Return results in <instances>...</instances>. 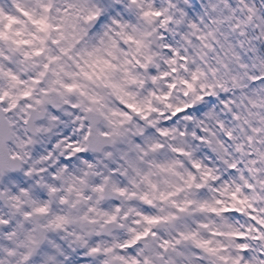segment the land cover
<instances>
[{"label": "clouds", "instance_id": "1", "mask_svg": "<svg viewBox=\"0 0 264 264\" xmlns=\"http://www.w3.org/2000/svg\"><path fill=\"white\" fill-rule=\"evenodd\" d=\"M0 264H264V0H0Z\"/></svg>", "mask_w": 264, "mask_h": 264}]
</instances>
